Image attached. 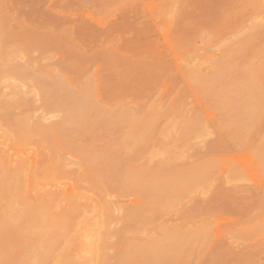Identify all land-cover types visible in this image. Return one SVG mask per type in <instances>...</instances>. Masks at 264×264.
I'll return each mask as SVG.
<instances>
[{
	"label": "rangeland",
	"instance_id": "obj_1",
	"mask_svg": "<svg viewBox=\"0 0 264 264\" xmlns=\"http://www.w3.org/2000/svg\"><path fill=\"white\" fill-rule=\"evenodd\" d=\"M263 2L0 0V104L53 125L80 99L109 119L80 140L110 162L105 190L80 185L92 237L62 230L43 264L78 236L100 264H264ZM4 217L0 264H30L37 238Z\"/></svg>",
	"mask_w": 264,
	"mask_h": 264
},
{
	"label": "bare ground",
	"instance_id": "obj_2",
	"mask_svg": "<svg viewBox=\"0 0 264 264\" xmlns=\"http://www.w3.org/2000/svg\"><path fill=\"white\" fill-rule=\"evenodd\" d=\"M258 3L260 4L259 1ZM261 7L263 8V5ZM22 92L20 88L13 89L10 91V96L17 99V97H22L20 95ZM78 95L81 96L80 93ZM78 95L76 98L79 97ZM73 96L75 97V94ZM73 96L70 98L74 99ZM76 104V109L73 108L74 116L71 119L53 125H45L40 121L44 118L37 116L36 119L29 113H19L20 115L14 116L10 110L12 107L5 100L0 104V208L6 217L2 221L7 226L14 227L19 235L30 234L37 238L33 242L34 249L27 256V261L30 264L48 262V254L53 246L57 245V239L62 234V230L74 232L73 229L77 230L79 227L80 235L82 231L85 235H82L83 237L87 239L92 237L88 236L91 233L90 225L86 222L85 224H83L84 222L79 223L77 220L81 219V216L89 214L85 210L86 207L95 208V205L99 204L96 197L87 196L80 185L86 183L105 190L106 185L110 183L108 156L106 157L105 154L104 157L103 148L96 149V141L95 143L87 142L94 141V138L91 137H94L95 133H102L106 128L108 129L109 119L98 115L86 116V109L81 105L80 99L76 101ZM84 138L89 140L80 142ZM82 142L83 144H80ZM95 149L99 150V153L101 150V156H103L100 157ZM66 150L73 151L77 156L84 155V157L80 155L77 157L78 161H81L77 164L76 170L74 167L75 171L71 168L68 169L70 165L65 162V158L63 159L62 152L64 153ZM65 176H67L66 179L68 176L71 177L69 180L74 182V186L62 185ZM50 181L57 184L61 182L62 187L56 185L46 189V186L50 185ZM22 186L26 187L27 191L24 192ZM100 193L102 196L100 198L101 210L108 214L111 211V206L104 196L105 193L103 194V191ZM74 235L72 234L73 237ZM82 236H78V239L82 240ZM78 239L69 246L66 245L64 239L62 244L64 243L68 247L61 249L62 251L59 250L61 254L57 255L59 258H56L58 260L56 263L100 264L101 258L93 259V256L89 255L88 259L84 255L86 250L91 254L93 249H97L95 241L85 242ZM121 260L124 262L125 257Z\"/></svg>",
	"mask_w": 264,
	"mask_h": 264
}]
</instances>
